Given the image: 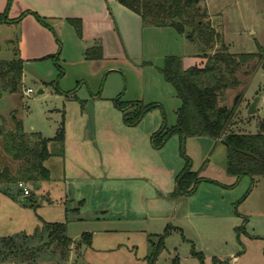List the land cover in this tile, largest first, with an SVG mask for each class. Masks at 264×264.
<instances>
[{
    "label": "rangeland",
    "instance_id": "obj_1",
    "mask_svg": "<svg viewBox=\"0 0 264 264\" xmlns=\"http://www.w3.org/2000/svg\"><path fill=\"white\" fill-rule=\"evenodd\" d=\"M195 1L207 9L229 52L261 49L264 58V0ZM61 18L41 16L45 25L35 17L59 39L58 49L24 61L20 91L0 95V115L8 127L16 116L25 132L46 137L55 135L63 119L65 152L45 161L50 178L40 187L26 182L30 195L16 182L0 187V238L33 234L44 222L65 223L74 241L65 259L50 250L24 264H148L157 235L171 224L178 230L165 238L156 264H173L175 257L182 264H264V175L236 181L226 171V145L210 137L182 141L174 133L161 147L150 141L162 126L176 124L180 105L158 67L170 54L182 56L186 66L202 65L195 44L173 27H145L135 37L130 33L136 44L129 48L130 60H111L98 71L83 59L73 24ZM22 32L18 24L0 26V58L18 53ZM241 76L242 84L228 90L221 104L231 106L242 92L234 129L256 133L264 119V59ZM118 97L154 107L128 126L115 106ZM256 98L257 110L249 114ZM187 160L200 182L193 192L173 196ZM0 161L13 172L19 166L1 137ZM84 233L91 234L90 243L82 241Z\"/></svg>",
    "mask_w": 264,
    "mask_h": 264
},
{
    "label": "trees",
    "instance_id": "obj_2",
    "mask_svg": "<svg viewBox=\"0 0 264 264\" xmlns=\"http://www.w3.org/2000/svg\"><path fill=\"white\" fill-rule=\"evenodd\" d=\"M6 10L0 14V25L13 22ZM120 4L139 15L142 26L173 27L178 33L195 44L196 54L204 58L202 65L185 66L180 55H167L163 65L158 67L164 80L175 90L180 100L176 110V124L168 128L162 126L151 136L155 147H161L174 133H179L182 141L189 136H204L222 141L227 148L226 171L239 181L245 175L257 177L264 175V119L256 133L238 132L234 129L235 119L241 102L242 92L235 96L233 104H221L228 90L242 84L241 74L250 75L263 61L262 50L256 53H231L223 42L222 35L212 24L207 9L195 0H118ZM23 16V15H22ZM17 19L19 21L21 17ZM35 16L44 23L35 13ZM78 36H81V20L69 19ZM47 25L46 23H44ZM17 53V52H16ZM87 59H101L102 46L95 44L85 51ZM23 75V60H0V95L3 92L20 91ZM115 106L123 113L124 123L137 125L143 115L154 104L143 105L140 101L114 99ZM20 120L14 118V129H7L0 118V137L4 151L19 162L13 172L0 161V184L5 187L11 182L40 183L50 178L45 161L53 155L62 156L65 152V130L63 124L52 138L40 132L20 133ZM200 182L196 172L190 169V162L176 176L173 196L193 192ZM4 188V187H2ZM177 227L168 224L163 233L157 235L158 243L148 257V264L156 260L164 247V240ZM90 233L82 235V241L90 243ZM31 242H37L31 244ZM74 241L67 233L65 223L44 222L42 229L33 234L23 233L16 237L0 238V262L7 260L24 264L34 261L44 252H60L61 260L71 250ZM34 263V264H35ZM173 264H182L179 257Z\"/></svg>",
    "mask_w": 264,
    "mask_h": 264
},
{
    "label": "crops",
    "instance_id": "obj_3",
    "mask_svg": "<svg viewBox=\"0 0 264 264\" xmlns=\"http://www.w3.org/2000/svg\"><path fill=\"white\" fill-rule=\"evenodd\" d=\"M8 1L9 0H0V14L6 10ZM35 13L40 17L43 16L46 19L53 18L58 15L59 18L62 17L58 22H60L64 18L68 23H70L69 19H80L81 36H77L79 38L80 45H82L81 47L83 50V59H85L89 67L95 68L98 71L102 69L106 70L107 63H110L111 60L121 58L130 60L132 57L129 55V48L130 46H136L135 43H132L131 34L132 32H134L133 34L135 37L138 29L144 30L139 15L120 4L118 0H12L8 9L7 16L10 20L14 21L4 24L21 25L23 29L21 39L22 42H20V46L18 47V53H14V57L10 59L0 58V60L11 61L16 58H21L24 64V61L26 60H36L47 55L54 54V52H56V50L58 49L56 43L59 39L56 38V41H54V36H50L46 30H44L42 27H39L35 20ZM59 14L61 15V17L59 16ZM20 16H22L21 19L17 21ZM25 25L30 28L25 29ZM39 34H44L46 40H42L41 37H39L42 35ZM95 44H100L102 46L103 57L101 59H87L85 57L86 49ZM190 54L195 55V53L193 52ZM166 56L167 55H165L164 58ZM109 68L110 70L115 69L110 66ZM0 118L4 119L7 129H14V118H16V116H13V118L9 120L11 124L10 127H8V124H6L5 119L7 117L0 115ZM61 124H63L64 126L63 119L57 130L59 129ZM22 131L23 133L25 132L23 129ZM54 136L44 137L52 138ZM81 141H83V138H81ZM150 141L152 146H154L151 137ZM42 182L38 183L40 184L39 187L41 186ZM0 187L2 188L5 186L0 184ZM7 190L8 189L6 188L5 191ZM243 219H245V217ZM259 238L264 237L260 236Z\"/></svg>",
    "mask_w": 264,
    "mask_h": 264
},
{
    "label": "built area",
    "instance_id": "obj_4",
    "mask_svg": "<svg viewBox=\"0 0 264 264\" xmlns=\"http://www.w3.org/2000/svg\"><path fill=\"white\" fill-rule=\"evenodd\" d=\"M30 91H31V89L26 90V92H30ZM17 184H18V187L21 189L24 196L30 195L31 192H30V189L27 187L26 182L19 181V182H17Z\"/></svg>",
    "mask_w": 264,
    "mask_h": 264
},
{
    "label": "water",
    "instance_id": "obj_5",
    "mask_svg": "<svg viewBox=\"0 0 264 264\" xmlns=\"http://www.w3.org/2000/svg\"><path fill=\"white\" fill-rule=\"evenodd\" d=\"M259 98H256L253 103L249 106V114H254L257 110V104H258ZM20 133H23V131L21 130ZM40 184L38 183H34V187H39Z\"/></svg>",
    "mask_w": 264,
    "mask_h": 264
}]
</instances>
